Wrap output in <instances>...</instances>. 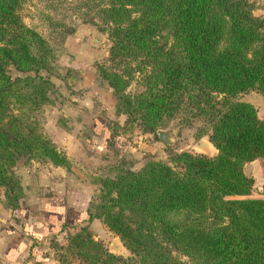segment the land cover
Masks as SVG:
<instances>
[{
  "label": "trees",
  "instance_id": "1",
  "mask_svg": "<svg viewBox=\"0 0 264 264\" xmlns=\"http://www.w3.org/2000/svg\"><path fill=\"white\" fill-rule=\"evenodd\" d=\"M76 1L108 32L111 66L99 76L115 113L156 137L174 118L199 119L195 135L217 152L180 150L99 177L85 220L98 218L130 254L108 251L86 225L68 234L65 254L81 264H264V198L246 196L254 180L244 171L264 158V119L239 97L264 95V15L250 0ZM24 2L0 0V185L12 208L24 195L11 169L19 155L68 162L34 115L50 101L55 57L23 20Z\"/></svg>",
  "mask_w": 264,
  "mask_h": 264
},
{
  "label": "rangeland",
  "instance_id": "2",
  "mask_svg": "<svg viewBox=\"0 0 264 264\" xmlns=\"http://www.w3.org/2000/svg\"><path fill=\"white\" fill-rule=\"evenodd\" d=\"M250 1L254 6V14L264 15V0ZM77 6L76 0H25L20 9L25 23L36 28L52 47L55 57L51 61L50 74L53 90L49 93L50 101L42 104L41 109L34 115L43 132L68 160L66 164L58 165L50 160L30 158L28 154L19 155L11 169L21 184L24 196L31 195L29 191H40L39 188L42 187L39 185L40 182H46L50 180L49 178L71 176L66 179L71 183L73 178L77 177L84 183L88 181L93 184V191L89 189L91 193L88 208L97 198L98 178L114 174L116 167L126 165L138 168L150 158L169 160L171 153L180 150L215 154L217 149L208 139L207 134L195 135L196 128L200 124L199 119L191 124H183L178 118L168 121L162 127L172 124L175 131L173 143L166 144L152 132L143 131L136 121L126 120V115L115 113L116 97L112 88L99 76L100 65L111 66L108 59L111 45L108 32L102 28L99 18L96 19L98 23L90 21L89 16H85V7ZM76 60L90 64L91 69L88 71L93 79L94 88L92 85L79 86L80 81L82 84H89L85 80L87 75L82 74L85 68ZM136 87L135 83H131L127 90L132 91ZM251 90L239 94V97L259 104L261 96L257 90ZM80 99L92 102L95 108L87 110L83 106L77 107L75 101H81ZM111 106L114 107L112 115L108 113ZM96 112L104 117L103 122L99 124H96L95 120L92 121ZM112 131L114 135H111ZM73 140L83 145L85 150L82 153L73 150L69 155L63 149L64 142ZM96 146L100 147V155L93 151ZM52 165L64 169L53 172ZM249 194L246 196L250 197ZM6 199L4 186L0 185V204L12 209ZM93 219L80 222L67 233L49 239L57 264H81L75 256L70 253L65 254L61 246L66 244L69 233L75 232L84 225L91 229L94 238L101 241L108 251L122 256L130 254L117 234L109 230L98 218ZM60 255L61 257L65 255L63 260L59 259Z\"/></svg>",
  "mask_w": 264,
  "mask_h": 264
},
{
  "label": "crops",
  "instance_id": "3",
  "mask_svg": "<svg viewBox=\"0 0 264 264\" xmlns=\"http://www.w3.org/2000/svg\"><path fill=\"white\" fill-rule=\"evenodd\" d=\"M76 62L86 69L82 74L87 75L85 80L89 84H82L80 81L79 86H93V79L88 71L91 69L90 64L81 60ZM257 93L261 96L259 104L245 98L241 99L251 102L256 107L258 116L264 119V95L258 91ZM82 100L75 101L77 107L83 106L87 110L94 107L92 102ZM109 112L111 115L114 114L113 106ZM94 120L99 124L103 122L104 117L96 112L92 121ZM62 147L69 155L73 150H77V153L85 150L83 145L75 140L64 142ZM93 151L98 155L101 153L99 146ZM51 167L53 172L64 169L61 166ZM244 171L254 180L249 196L264 198V158L247 162ZM67 177L71 178L56 176L46 182H40L39 185L45 190L40 187V191H29L31 195H23L15 208H5L0 204V264H57L49 239L67 233L80 222L86 221L87 204L91 193L89 189L93 191V184L88 181L84 183L82 179L74 177L70 183L66 180Z\"/></svg>",
  "mask_w": 264,
  "mask_h": 264
},
{
  "label": "water",
  "instance_id": "4",
  "mask_svg": "<svg viewBox=\"0 0 264 264\" xmlns=\"http://www.w3.org/2000/svg\"><path fill=\"white\" fill-rule=\"evenodd\" d=\"M174 131H175V127H173L172 124H169L166 127H159L156 130L158 137L166 144L173 143Z\"/></svg>",
  "mask_w": 264,
  "mask_h": 264
}]
</instances>
